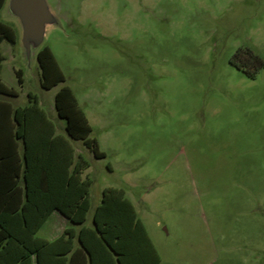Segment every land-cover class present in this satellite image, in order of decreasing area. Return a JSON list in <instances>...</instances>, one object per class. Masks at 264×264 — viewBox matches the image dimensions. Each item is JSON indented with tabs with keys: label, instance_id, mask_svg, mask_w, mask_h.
<instances>
[{
	"label": "rangeland",
	"instance_id": "rangeland-1",
	"mask_svg": "<svg viewBox=\"0 0 264 264\" xmlns=\"http://www.w3.org/2000/svg\"><path fill=\"white\" fill-rule=\"evenodd\" d=\"M47 3L61 23L44 45L65 82L42 89L6 4L17 41L1 45L0 77L14 106L31 93L59 130L54 95L73 91L105 154L72 142L92 181L88 220L104 189H122L161 264H264V68L250 79L231 64L245 50L264 61V0Z\"/></svg>",
	"mask_w": 264,
	"mask_h": 264
},
{
	"label": "trees",
	"instance_id": "trees-1",
	"mask_svg": "<svg viewBox=\"0 0 264 264\" xmlns=\"http://www.w3.org/2000/svg\"><path fill=\"white\" fill-rule=\"evenodd\" d=\"M6 0H0V10ZM14 45L17 32L0 21V44ZM232 59L237 69L254 79L264 61L245 50L243 59ZM4 60L0 51V69ZM42 89L65 82L52 52L43 45L36 54ZM252 67V70L250 69ZM20 70L15 72L22 84ZM17 92L0 79V264H161L160 257L122 189L106 188L96 207L93 227H85L90 210L92 181L83 178L88 167L76 155L72 142L81 141L96 159L105 158L92 127L68 86L54 95V108L64 120L65 135L57 134L37 97L28 93V104L15 107ZM54 211L72 224L82 225L74 235L65 231L48 241L37 235ZM79 245L75 247L73 239Z\"/></svg>",
	"mask_w": 264,
	"mask_h": 264
},
{
	"label": "water",
	"instance_id": "water-1",
	"mask_svg": "<svg viewBox=\"0 0 264 264\" xmlns=\"http://www.w3.org/2000/svg\"><path fill=\"white\" fill-rule=\"evenodd\" d=\"M5 4L6 14L18 24L22 55L29 66L44 45L48 30L60 22L47 0H6Z\"/></svg>",
	"mask_w": 264,
	"mask_h": 264
},
{
	"label": "crops",
	"instance_id": "crops-1",
	"mask_svg": "<svg viewBox=\"0 0 264 264\" xmlns=\"http://www.w3.org/2000/svg\"><path fill=\"white\" fill-rule=\"evenodd\" d=\"M5 41L1 42L0 44V51H1V45L2 43H4ZM7 43V42H6ZM9 44V43H7ZM2 54V52H1ZM3 56V55H2ZM4 58V57H3ZM4 61V60H3ZM2 61V62H3ZM2 65V63H1ZM16 72V71H15ZM14 72V73H15ZM0 75H1V69H0ZM16 76V75H15ZM17 78V77H16ZM1 79V77H0ZM2 81V79H1ZM3 82V81H2ZM57 92V91H56ZM56 94V93H55ZM14 101V100H13ZM17 107V106H15ZM49 117V116H48ZM49 119L51 120V118L49 117ZM63 130H59L58 127H57V134H60V135H65V132H64V125L62 126ZM83 178H85L83 175H82ZM102 196V194H101ZM101 201V199H100ZM100 204V202L97 204V206ZM96 206V207H97ZM95 207V209H96ZM94 209V211H95ZM90 211V210H89ZM88 211V212H89ZM93 211V213H94ZM88 215V214H87ZM93 217V215H92ZM85 227H93V224H92V218L90 220H88V217L86 219V222L84 224ZM82 225H76V224H72L71 222H69L67 219H65L60 213H58L57 211H54L50 214V216L47 218V220L43 223V225L40 227L39 232H41L43 235H44V239L48 240V241H53L55 240L56 238L60 237L65 231H69L71 233H73L74 235H76L79 230L81 229ZM145 227V226H144ZM147 232V231H146ZM37 233V235H38ZM148 234V233H147ZM149 236V235H148ZM43 238V237H42ZM150 238V237H149ZM74 241V245L75 247H77L79 245L78 243V239L77 237H75L73 239ZM161 260V259H160Z\"/></svg>",
	"mask_w": 264,
	"mask_h": 264
},
{
	"label": "flooded vegetation",
	"instance_id": "flooded-vegetation-1",
	"mask_svg": "<svg viewBox=\"0 0 264 264\" xmlns=\"http://www.w3.org/2000/svg\"><path fill=\"white\" fill-rule=\"evenodd\" d=\"M59 20V22L61 23V20L60 19H58Z\"/></svg>",
	"mask_w": 264,
	"mask_h": 264
}]
</instances>
